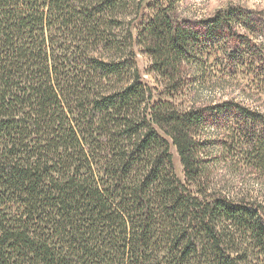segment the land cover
Wrapping results in <instances>:
<instances>
[{"label":"trees","instance_id":"trees-1","mask_svg":"<svg viewBox=\"0 0 264 264\" xmlns=\"http://www.w3.org/2000/svg\"><path fill=\"white\" fill-rule=\"evenodd\" d=\"M145 2L0 0V264H264V8Z\"/></svg>","mask_w":264,"mask_h":264},{"label":"rangeland","instance_id":"rangeland-1","mask_svg":"<svg viewBox=\"0 0 264 264\" xmlns=\"http://www.w3.org/2000/svg\"><path fill=\"white\" fill-rule=\"evenodd\" d=\"M152 1L153 0H146L144 8ZM229 4L245 5L255 9L264 8V0H181L179 4V11L184 17L197 21L213 14V12H215L217 9ZM134 50L136 53L137 68L143 83L152 88L155 87L156 84L154 77L150 75L148 71L150 66L149 59L143 53H141L139 48L135 47ZM248 82V78L239 77L233 81L226 80L224 82H220V85H222V88L226 89L223 91L226 97H237L239 100H249V102L253 101L257 105H264V90L262 89L261 92L250 91L251 94L249 93V95H251V97L248 98L244 95H241V88L247 87ZM217 95L220 96V92ZM207 96H209V93L207 91L203 92V94L200 95V99ZM213 151L211 153L212 157L213 155L218 154L217 150L214 152ZM171 153L173 156L176 175L182 182H184L185 179L183 170L173 147H171ZM223 163L224 162L218 163V166L213 170V176L214 180L221 184L223 188L227 190V192L234 195H242V193H247L260 199L263 198L260 195L264 194V178L260 177L259 174L253 170L242 167L234 172L231 169L233 166L231 163Z\"/></svg>","mask_w":264,"mask_h":264}]
</instances>
